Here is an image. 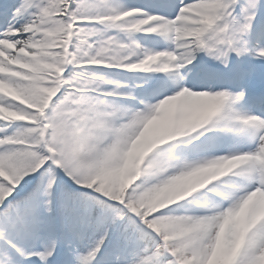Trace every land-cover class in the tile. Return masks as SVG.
I'll list each match as a JSON object with an SVG mask.
<instances>
[{
  "label": "snow or ice",
  "instance_id": "snow-or-ice-1",
  "mask_svg": "<svg viewBox=\"0 0 264 264\" xmlns=\"http://www.w3.org/2000/svg\"><path fill=\"white\" fill-rule=\"evenodd\" d=\"M0 264H264V0H0Z\"/></svg>",
  "mask_w": 264,
  "mask_h": 264
}]
</instances>
